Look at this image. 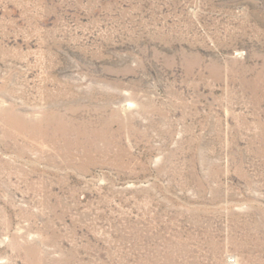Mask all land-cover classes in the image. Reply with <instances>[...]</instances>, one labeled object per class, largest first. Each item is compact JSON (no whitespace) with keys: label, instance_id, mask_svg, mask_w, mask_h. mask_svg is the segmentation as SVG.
I'll return each instance as SVG.
<instances>
[{"label":"rangeland","instance_id":"374dc122","mask_svg":"<svg viewBox=\"0 0 264 264\" xmlns=\"http://www.w3.org/2000/svg\"><path fill=\"white\" fill-rule=\"evenodd\" d=\"M0 264H264V0H0Z\"/></svg>","mask_w":264,"mask_h":264}]
</instances>
